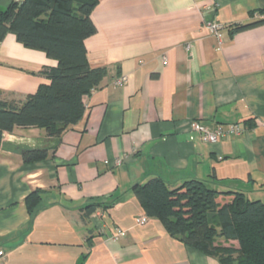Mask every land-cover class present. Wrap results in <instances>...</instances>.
I'll list each match as a JSON object with an SVG mask.
<instances>
[{
  "label": "crops",
  "instance_id": "1",
  "mask_svg": "<svg viewBox=\"0 0 264 264\" xmlns=\"http://www.w3.org/2000/svg\"><path fill=\"white\" fill-rule=\"evenodd\" d=\"M262 10L264 0H97L96 30L84 43L89 65L106 74L84 96L81 119L55 138L35 126L3 133L4 264H220L156 218L138 224L145 213L131 187L155 175L172 186L197 178L264 202V23L232 32ZM208 22L223 25L220 37ZM55 64L7 33L0 99L23 102L49 82L41 68ZM120 75L126 80L115 84ZM193 121L243 131L208 144L190 129ZM37 149L47 156L23 160ZM35 189L45 192L31 218L25 198ZM94 201L108 207L84 216Z\"/></svg>",
  "mask_w": 264,
  "mask_h": 264
},
{
  "label": "trees",
  "instance_id": "2",
  "mask_svg": "<svg viewBox=\"0 0 264 264\" xmlns=\"http://www.w3.org/2000/svg\"><path fill=\"white\" fill-rule=\"evenodd\" d=\"M97 0H10L0 10V41L13 33L23 46L43 51L56 60L39 74L48 83L21 103L0 99V144L3 133L15 126H35L50 138L81 119L84 96L97 89L105 67H91L85 39L95 32L90 14ZM262 18L237 23L232 32L264 23ZM254 12L252 13V16ZM47 156L46 149L28 150L26 162ZM131 190L147 217L158 219L166 232L184 245L214 257L220 264H264V202L249 198L242 190L214 188L197 178L169 185L155 175L132 185ZM44 190L35 189L25 198L29 216L43 205ZM101 202L83 207L84 216ZM235 242L236 244H232Z\"/></svg>",
  "mask_w": 264,
  "mask_h": 264
},
{
  "label": "built area",
  "instance_id": "3",
  "mask_svg": "<svg viewBox=\"0 0 264 264\" xmlns=\"http://www.w3.org/2000/svg\"><path fill=\"white\" fill-rule=\"evenodd\" d=\"M16 2H20L21 0H14ZM208 30L220 37V32L223 29V25L217 22H208L207 24ZM187 49L190 48V44H187ZM126 80V77L120 75L114 79V83L121 85ZM264 125V122H263ZM190 129L199 134L201 140L205 143L211 144L219 141L221 138L228 136L229 134L235 133L240 134L243 131V127L238 124H229L227 126L224 125H214L212 127L202 125L197 121H193L190 124ZM148 217L146 215L138 216L135 221L138 224H144L147 221ZM122 234V230H116L113 234V238L116 239ZM5 260V252L0 249V264H4Z\"/></svg>",
  "mask_w": 264,
  "mask_h": 264
},
{
  "label": "rangeland",
  "instance_id": "4",
  "mask_svg": "<svg viewBox=\"0 0 264 264\" xmlns=\"http://www.w3.org/2000/svg\"><path fill=\"white\" fill-rule=\"evenodd\" d=\"M5 7H6L5 5H4V6H1V5H0V9H1V10L5 9ZM232 244L235 245L236 243L234 242V243H232Z\"/></svg>",
  "mask_w": 264,
  "mask_h": 264
}]
</instances>
